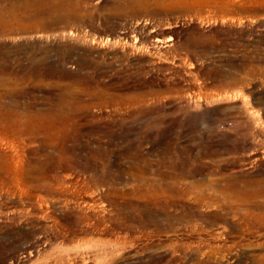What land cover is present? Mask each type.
<instances>
[{
	"label": "rangeland",
	"instance_id": "obj_1",
	"mask_svg": "<svg viewBox=\"0 0 264 264\" xmlns=\"http://www.w3.org/2000/svg\"><path fill=\"white\" fill-rule=\"evenodd\" d=\"M201 229L264 264V0H0V264H174Z\"/></svg>",
	"mask_w": 264,
	"mask_h": 264
},
{
	"label": "bare ground",
	"instance_id": "obj_2",
	"mask_svg": "<svg viewBox=\"0 0 264 264\" xmlns=\"http://www.w3.org/2000/svg\"><path fill=\"white\" fill-rule=\"evenodd\" d=\"M259 219V215L256 221L255 219L252 220L251 218H245L246 222L244 221L243 223L240 220L239 225L248 230L252 226H255L257 223H259ZM198 234V238L189 236L185 241L172 242L173 244L170 246L171 252L168 255V260L174 261V264H180L184 260H188L187 264H207L205 259L207 257V251L205 249L208 246L207 240L212 237V233L206 229H201ZM140 238H146V235L143 234L140 236ZM127 242H129V240ZM102 244L105 245V248L108 244L109 247L108 249H105L104 253L111 255L116 246L124 245L126 244V241L116 238L113 240H105Z\"/></svg>",
	"mask_w": 264,
	"mask_h": 264
}]
</instances>
